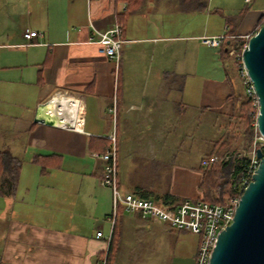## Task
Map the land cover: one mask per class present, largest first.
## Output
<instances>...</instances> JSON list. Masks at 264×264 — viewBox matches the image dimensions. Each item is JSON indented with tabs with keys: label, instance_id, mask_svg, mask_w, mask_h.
Masks as SVG:
<instances>
[{
	"label": "crops",
	"instance_id": "0c3cea01",
	"mask_svg": "<svg viewBox=\"0 0 264 264\" xmlns=\"http://www.w3.org/2000/svg\"><path fill=\"white\" fill-rule=\"evenodd\" d=\"M176 1L146 0L122 21L127 4L118 0H0V152L22 162L14 181L0 176V264H99L114 231L113 264H195L199 239L182 236L177 251L166 224L120 209L113 228L112 192L101 185L105 162L94 156L106 152L98 140H108V149L116 134L123 192L164 206L165 196L202 197L203 175L196 170L210 149L193 166L179 149L185 140L172 138L171 127L188 116L198 124L204 115L228 122L230 96L243 95L245 87L239 79L232 88L220 46L203 39L249 38L264 1L254 0L243 16L244 0L220 6L208 0L206 11L195 13ZM116 26L128 41L118 74L99 45L89 43L96 30ZM28 30L43 36L29 42ZM59 95L81 100V130L35 122L38 108ZM211 122L219 139L224 127ZM157 148L165 151L154 153ZM146 154L151 165L165 155L168 189L150 178L145 183L144 172L152 171L140 166ZM37 157L46 158L45 172Z\"/></svg>",
	"mask_w": 264,
	"mask_h": 264
},
{
	"label": "built area",
	"instance_id": "2783aa9c",
	"mask_svg": "<svg viewBox=\"0 0 264 264\" xmlns=\"http://www.w3.org/2000/svg\"><path fill=\"white\" fill-rule=\"evenodd\" d=\"M252 1L253 0H244L246 4H251ZM123 32L124 29L121 26H116L106 32L96 30L89 40L90 44H98L100 54L106 56L113 62L116 74H118L120 70L124 45L128 43V41L123 38ZM42 36L43 35L37 31L28 30L24 33V38L29 42ZM227 38L233 39L235 36L204 38L203 43L210 46H220L222 41ZM229 56L235 58L240 63V75L245 87V92L248 96L256 98L255 107L259 109L254 86L242 61V53L237 54L232 50L229 51ZM64 98L66 99V103H69L70 105H74L75 103L82 105L80 99L65 95L54 96L50 102L56 99H61L62 101ZM60 106L66 108L61 103ZM65 112L69 116L72 114V110L70 109H65ZM112 112L115 115V108ZM61 127L70 130L78 129L71 123V121L65 123V125ZM108 139L111 141L112 146L108 148L104 154H95L94 156L105 162L101 185L110 189L112 192L113 212L111 223L113 228L116 226L118 212L122 209L123 212L129 215L140 214L144 219H150L160 224H166L174 229L193 233L199 237V247L195 264H210L212 252L216 246L218 236L221 231L232 224L241 196L248 185L252 182V177L258 168L259 160L257 159V150L261 149L264 152V136L258 131L257 124L255 139L247 156L245 155L249 158V163L245 167L242 181L239 185L235 186V195L224 206L211 204L198 199H185L179 206L171 207L160 205L152 200L142 198L135 193L123 192L119 186L117 136L116 134H112ZM232 156L233 155L229 153H224L222 156H212L205 159L203 165L206 166L226 161L232 158ZM103 236L102 232H98V238ZM111 240L112 238L109 239V243H111ZM108 252L99 264H107Z\"/></svg>",
	"mask_w": 264,
	"mask_h": 264
},
{
	"label": "trees",
	"instance_id": "16d2710c",
	"mask_svg": "<svg viewBox=\"0 0 264 264\" xmlns=\"http://www.w3.org/2000/svg\"><path fill=\"white\" fill-rule=\"evenodd\" d=\"M127 4L126 11L120 16L122 21H125L129 16L135 14L140 6L146 0H118ZM181 9L184 12H204L207 9L208 0H178ZM254 0L252 1V3ZM251 4H247V8L240 13L243 16ZM264 24V15L259 21V29ZM123 27V26H121ZM124 29V27H123ZM258 29V30H259ZM257 32V31H256ZM255 32V33H256ZM235 34V30H232ZM251 34L249 38L236 37L233 39H224L220 45L221 56L227 60L232 58L229 56V51L234 50L237 54H241L244 48L247 46L249 39L255 34ZM233 35V34H231ZM237 65H240L237 62ZM232 88H234V82L229 81ZM233 102V114L228 117V122L224 126V132L222 136L212 143V147L209 153L201 160V164L198 170L203 175V180L200 186L201 198L211 204L226 205L227 202L235 195V186L239 185L242 181L244 170L249 163V158L238 154L232 156L229 160L218 162L215 164H209L204 166L203 161L212 156H219L230 149H236V143L239 138L243 139L247 145V151L252 146L256 136V124L258 108L255 107V97H250L246 92L242 95H236L234 91L230 96ZM102 142L100 150L106 151L108 146V140H98ZM36 161L42 166V171H46L48 168L45 157H37ZM22 162L18 158L11 157L6 153L0 152V176L8 174V176L14 181L21 170ZM184 200L173 198L172 196H165L164 204L177 207L183 203ZM118 250V241L116 239L115 231L110 243V249L107 256V264H113Z\"/></svg>",
	"mask_w": 264,
	"mask_h": 264
},
{
	"label": "water",
	"instance_id": "95a60500",
	"mask_svg": "<svg viewBox=\"0 0 264 264\" xmlns=\"http://www.w3.org/2000/svg\"><path fill=\"white\" fill-rule=\"evenodd\" d=\"M242 61L254 86L259 103L257 127L264 136V24L249 39ZM41 105L35 122L56 126L54 119L44 116ZM259 160L252 182L241 196L234 220L218 236L210 264H264V152L257 150Z\"/></svg>",
	"mask_w": 264,
	"mask_h": 264
},
{
	"label": "rangeland",
	"instance_id": "374dc122",
	"mask_svg": "<svg viewBox=\"0 0 264 264\" xmlns=\"http://www.w3.org/2000/svg\"><path fill=\"white\" fill-rule=\"evenodd\" d=\"M264 1V0H263ZM176 3L179 5V1L177 0ZM215 5L220 6L222 4V1L219 0L217 2H214ZM259 26L256 28V30H254L252 33H255L256 31H258ZM219 54L220 50H219ZM224 61V65L226 67V73H227V77L229 81H233L234 83L239 82V79L242 80L241 75H240V68L239 65H237V60L235 58H229L227 60H223ZM207 115H204L203 117L197 118L201 124L195 123V122H190V117H186V118H181L178 120L180 122H178L177 124H174L171 128H172V134L171 137L178 139L180 138L181 140H185V143L183 145V148H179L180 152H187L189 155L188 157L191 158L192 160V165H198L200 162V159L202 157H204L206 155V153L209 151V149H211L212 147V143L214 142L215 139H218V132L212 131L211 130V121H215L217 122L216 124L218 125L219 128H222L224 126H226V123L224 122V118L223 117H219L216 118L213 116L206 118ZM185 119V120H184ZM196 117H193V121H195ZM202 121V122H201ZM25 123H21L18 124V128H20L21 126H24ZM27 125V124H26ZM3 127H8V125H2ZM217 128V127H216ZM225 130V129H224ZM224 130L222 129V133L224 132ZM221 133V134H222ZM220 134V135H221ZM220 137V136H219ZM216 141V140H215ZM160 145H162L163 142H165L164 139H160ZM236 145V149H230L228 151H226L225 153H229L232 154L234 156L241 154L243 156H247L248 151H247V145L245 144V142L243 141V139L239 138ZM110 147V146H109ZM178 148V146H176V149ZM158 150L154 153H163L165 150L169 151L172 149L173 147H169L165 150H163L162 152H159V148H157ZM160 149H163V147H161ZM250 149V147H249ZM224 154V153H223ZM223 154L219 155L222 156ZM156 156V155H155ZM154 156V157H155ZM217 156V155H216ZM120 150L118 148V164L120 162ZM180 157V156H177ZM150 156L149 154L143 155L142 156V164H140V166H145L147 168L152 166V171H145L144 173H146L147 177H146V182H148V179L150 178L151 180L153 179V184L155 185V187H160L161 190H166L168 189V183H169V173L168 171H166L165 169L169 167L168 164H166L165 160L163 158H165V155L159 154V157L153 162V164H149V159ZM163 160V161H161ZM197 172H200L198 169L196 170ZM143 173V172H142ZM152 173V175H151ZM201 173V172H200ZM151 177H148L150 176ZM169 227V226H168ZM171 227H169L170 229ZM171 236H168L170 239V243L172 248L177 247V251H180V247L184 245L183 243V239L182 236H189L190 238L192 237L194 240H198L199 237L193 233L190 232H186V231H182V230H178V229H174L171 228L170 230ZM2 232V230H0V233ZM162 240L165 241V239L162 238ZM1 243V240H0Z\"/></svg>",
	"mask_w": 264,
	"mask_h": 264
},
{
	"label": "bare ground",
	"instance_id": "6f19581e",
	"mask_svg": "<svg viewBox=\"0 0 264 264\" xmlns=\"http://www.w3.org/2000/svg\"><path fill=\"white\" fill-rule=\"evenodd\" d=\"M60 103L63 104L66 108L60 106ZM48 107V109H47ZM47 109L48 114H44L43 110ZM65 109L72 110L71 116L67 115ZM82 105L79 103H75L74 105H70L66 103V99H56L47 104L45 108L42 109V113L44 116H48L54 119L57 125L64 126L65 123L71 121L72 124L78 129H82V116H81ZM45 111V110H44ZM64 111V112H63ZM46 112V111H45Z\"/></svg>",
	"mask_w": 264,
	"mask_h": 264
}]
</instances>
